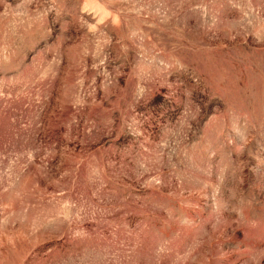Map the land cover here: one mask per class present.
<instances>
[{"label":"rangeland","instance_id":"1","mask_svg":"<svg viewBox=\"0 0 264 264\" xmlns=\"http://www.w3.org/2000/svg\"><path fill=\"white\" fill-rule=\"evenodd\" d=\"M0 264H264V0H0Z\"/></svg>","mask_w":264,"mask_h":264}]
</instances>
